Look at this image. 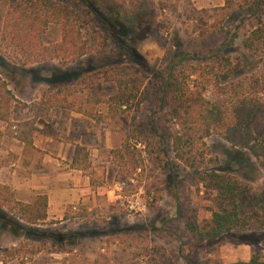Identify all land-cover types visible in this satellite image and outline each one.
Listing matches in <instances>:
<instances>
[{"label": "rangeland", "instance_id": "obj_1", "mask_svg": "<svg viewBox=\"0 0 264 264\" xmlns=\"http://www.w3.org/2000/svg\"><path fill=\"white\" fill-rule=\"evenodd\" d=\"M256 1L90 0L113 31L92 16L96 30L106 38L105 53L92 52L74 63L52 60L26 66L0 55V77L16 98L10 122H0V157L6 146H12L11 138L19 141L21 132L32 138L33 128L28 132L25 124L32 117L29 108L53 99L65 100L68 106L49 110L45 121L52 134L63 121L75 132L71 138L81 135L89 155L95 149L101 157L82 174L91 177L85 200L67 206L44 224L29 225L0 205L8 218L38 233H20L0 220V264H231L247 261L251 252L264 246V231L232 232L203 242L187 227L191 223L202 228L211 219L216 192L196 185L202 172L228 173L252 188L260 186L263 175L247 151L210 135L204 139L203 164L188 169L173 158L168 143L151 136V111L116 110L105 104L117 94L118 79L142 80L151 90L155 82L166 79L168 66L179 60L197 70L230 57L238 68L231 80L260 74L264 58L253 57L241 46L257 17L264 21V2L258 12ZM6 2L0 4V31ZM71 3L79 11L84 9L81 1ZM60 37L61 28L51 25L42 43L52 45ZM118 49L119 54L114 52ZM85 80L88 87L75 88L77 81ZM61 83L76 92L54 94L52 85ZM213 93L212 85L204 87L208 100L214 99ZM263 131L261 110L253 113L248 133L257 137ZM125 143L141 170L132 175L118 168L112 154ZM136 202L144 210L129 211V204ZM56 234L65 236L68 253L48 252L65 247L55 240ZM27 245V255L11 258L6 253ZM30 249L38 252L29 255Z\"/></svg>", "mask_w": 264, "mask_h": 264}, {"label": "trees", "instance_id": "obj_2", "mask_svg": "<svg viewBox=\"0 0 264 264\" xmlns=\"http://www.w3.org/2000/svg\"><path fill=\"white\" fill-rule=\"evenodd\" d=\"M79 1L84 7L82 11L75 9L71 3ZM263 2L256 1V11H261ZM92 16L113 34L107 19L93 7L90 0H7L0 31V55L26 66L52 60L74 63L92 52L105 53L106 38L96 30ZM51 25L61 28L60 41L43 45L42 36ZM241 46L253 57L264 58V21L259 16ZM114 52L119 54L122 51L118 49ZM237 70L230 57H220L210 68L197 70L186 68L179 60L168 66L166 79L155 82L151 90L147 88L148 83L142 80L118 79L117 94L105 103L116 110L137 107L151 111V136L163 145L168 143L173 158L185 168L197 169L203 164L204 139L210 135L219 137L231 148L247 151L255 160L263 175L257 188L238 181L228 173L210 171L196 177L197 186L200 184L216 192L209 209L210 222L202 228L187 224L189 231L203 242L217 240L232 232L264 231V131L257 137L248 133L253 113L264 111V71L231 80ZM120 73L124 71L120 70ZM86 82L77 81L74 86L86 88L90 85ZM208 84L212 85L214 91L212 100L204 95V87ZM52 88L54 94L76 92L66 83L52 85ZM15 103V96L0 77V122H10ZM67 106L65 100L56 103L54 99L34 104L29 108L33 119L25 123L28 132L36 119L47 118L50 109H65ZM2 135L0 131V138ZM18 139L25 145L31 144L26 132H21ZM139 143L147 147L145 142ZM128 150L125 143L121 150L112 151V154L117 159L118 168L125 169L128 172L126 175H132L140 167ZM4 165L0 157V168ZM71 167L82 171L90 168L85 148L75 147ZM0 205L29 225L44 224L47 219V200L44 196H37L31 203L23 204L15 200L9 187L0 185ZM0 220L6 228L14 227L20 233L38 236L37 231L20 225L1 211ZM55 236V240L64 246L68 243L65 236ZM28 247L19 246L6 253L11 258L27 255L24 251ZM67 249L65 246L60 251L49 249L48 252L68 253ZM37 252L30 249L28 253L34 255ZM231 264H264V246L251 252L247 261Z\"/></svg>", "mask_w": 264, "mask_h": 264}, {"label": "crops", "instance_id": "obj_3", "mask_svg": "<svg viewBox=\"0 0 264 264\" xmlns=\"http://www.w3.org/2000/svg\"><path fill=\"white\" fill-rule=\"evenodd\" d=\"M32 119L33 115L25 122ZM41 119H36L31 127L33 136L29 139L30 148L26 149L25 146L29 145L11 138L9 143L12 146H6L1 151V158L7 161L0 168V185L9 187L15 200L21 203L28 204L37 196L46 197V215L52 218L67 206L85 200L83 197L87 192L88 178L90 185L91 177L82 178V174L90 168L82 171L71 167L75 147H83L81 135L71 138L74 130L62 124L63 121L56 125L57 131L53 135L52 127ZM92 151L89 155L87 150L90 167L91 162L101 160L95 154L96 150Z\"/></svg>", "mask_w": 264, "mask_h": 264}, {"label": "built area", "instance_id": "obj_4", "mask_svg": "<svg viewBox=\"0 0 264 264\" xmlns=\"http://www.w3.org/2000/svg\"><path fill=\"white\" fill-rule=\"evenodd\" d=\"M128 209L129 211H134V212H139V211H142L144 210V206L143 205H140L139 203H133V204H129L128 206Z\"/></svg>", "mask_w": 264, "mask_h": 264}]
</instances>
